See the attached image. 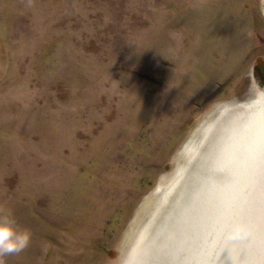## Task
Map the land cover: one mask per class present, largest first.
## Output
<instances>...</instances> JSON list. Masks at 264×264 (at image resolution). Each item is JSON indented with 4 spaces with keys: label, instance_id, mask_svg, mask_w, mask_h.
<instances>
[{
    "label": "rangeland",
    "instance_id": "1",
    "mask_svg": "<svg viewBox=\"0 0 264 264\" xmlns=\"http://www.w3.org/2000/svg\"><path fill=\"white\" fill-rule=\"evenodd\" d=\"M258 69L264 0H0V209L32 233L6 264H120L143 201L220 106L258 98ZM260 193L229 236L264 264Z\"/></svg>",
    "mask_w": 264,
    "mask_h": 264
},
{
    "label": "bare ground",
    "instance_id": "2",
    "mask_svg": "<svg viewBox=\"0 0 264 264\" xmlns=\"http://www.w3.org/2000/svg\"><path fill=\"white\" fill-rule=\"evenodd\" d=\"M258 95L220 106L219 122L203 124L197 137L194 132L180 153L182 162L140 206L141 227L120 264H176L178 259L183 264H261L260 256L254 263L241 257L248 246L244 236L231 237L245 229L243 218L262 194L254 199L264 182V91ZM199 168L207 173L201 175ZM224 172L231 174L227 178ZM222 193L230 200L225 207L219 205ZM147 217L151 221L144 226ZM199 237L202 245H196Z\"/></svg>",
    "mask_w": 264,
    "mask_h": 264
},
{
    "label": "clouds",
    "instance_id": "3",
    "mask_svg": "<svg viewBox=\"0 0 264 264\" xmlns=\"http://www.w3.org/2000/svg\"><path fill=\"white\" fill-rule=\"evenodd\" d=\"M31 240L30 229L21 227L10 211L0 209V264H6V257L24 252Z\"/></svg>",
    "mask_w": 264,
    "mask_h": 264
},
{
    "label": "trees",
    "instance_id": "4",
    "mask_svg": "<svg viewBox=\"0 0 264 264\" xmlns=\"http://www.w3.org/2000/svg\"><path fill=\"white\" fill-rule=\"evenodd\" d=\"M259 73H260V71H259V69H258V71H257V73H256V75L258 74L259 75ZM262 73H263V75H262ZM262 73H260V75H262V76H260L259 78H260V80H261V82H264V72H262ZM257 75V76H258Z\"/></svg>",
    "mask_w": 264,
    "mask_h": 264
}]
</instances>
